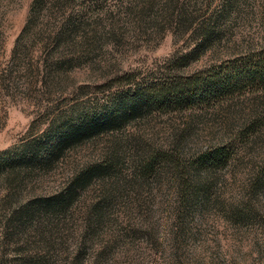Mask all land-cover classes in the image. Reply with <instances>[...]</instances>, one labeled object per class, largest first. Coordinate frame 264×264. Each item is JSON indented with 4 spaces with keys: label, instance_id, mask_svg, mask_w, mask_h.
Wrapping results in <instances>:
<instances>
[{
    "label": "rangeland",
    "instance_id": "obj_1",
    "mask_svg": "<svg viewBox=\"0 0 264 264\" xmlns=\"http://www.w3.org/2000/svg\"><path fill=\"white\" fill-rule=\"evenodd\" d=\"M263 49L264 0H0V264H264V85L155 101Z\"/></svg>",
    "mask_w": 264,
    "mask_h": 264
},
{
    "label": "trees",
    "instance_id": "obj_2",
    "mask_svg": "<svg viewBox=\"0 0 264 264\" xmlns=\"http://www.w3.org/2000/svg\"><path fill=\"white\" fill-rule=\"evenodd\" d=\"M256 59L251 62H246L241 66L230 68V71L224 73L225 78H221L219 84L212 79L207 78L205 80L190 79L186 82L178 83L172 90L162 89L156 94L155 101L158 104H167L170 96L171 103L178 104L180 106L188 105L192 100L200 99V95H206L212 97L218 94H229L232 89L239 88L249 84L260 83L264 85V49L255 56ZM215 81V82H213ZM211 83H215L214 85ZM142 100L148 99L147 93L142 94ZM223 153L216 154L217 159H221ZM210 162V161H209ZM207 162V163H209Z\"/></svg>",
    "mask_w": 264,
    "mask_h": 264
}]
</instances>
